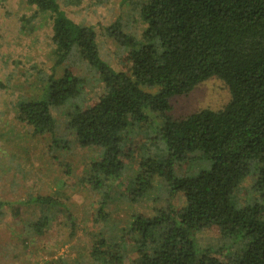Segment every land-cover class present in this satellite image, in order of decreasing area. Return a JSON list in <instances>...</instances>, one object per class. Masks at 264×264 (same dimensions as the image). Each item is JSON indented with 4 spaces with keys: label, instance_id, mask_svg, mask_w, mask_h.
<instances>
[{
    "label": "trees",
    "instance_id": "1",
    "mask_svg": "<svg viewBox=\"0 0 264 264\" xmlns=\"http://www.w3.org/2000/svg\"><path fill=\"white\" fill-rule=\"evenodd\" d=\"M25 2L35 18L49 19L52 63L24 67L19 75L31 76L39 92L7 97L13 112L6 124L49 135L52 108L64 107L70 138L80 150H96L79 171L83 194L92 196L81 246L92 264H264V0H119L109 32L126 48L114 56L118 65L101 50L95 29L69 18L57 0ZM126 3L135 9L139 37L120 28ZM210 78L227 89L221 108L169 115L174 97ZM9 82L0 80L8 95ZM185 165L196 171H181ZM156 180L165 184L166 205L151 214L133 210ZM10 192L11 199L0 197V222L9 217L39 237L65 211L67 236L75 237L76 207L60 209L59 196ZM122 212H129L125 224ZM205 231L214 238L202 245ZM50 264L71 262L63 255Z\"/></svg>",
    "mask_w": 264,
    "mask_h": 264
},
{
    "label": "rangeland",
    "instance_id": "2",
    "mask_svg": "<svg viewBox=\"0 0 264 264\" xmlns=\"http://www.w3.org/2000/svg\"><path fill=\"white\" fill-rule=\"evenodd\" d=\"M118 1L73 0L70 3L68 0H57L59 7L69 18L95 29L101 50L108 55L110 61L117 63L116 65L118 60L114 61V56L115 58L119 56L116 52L118 49H126L119 46L115 38L109 34L110 25L118 17ZM122 9L121 30L130 36L139 37L141 26L136 22L135 9L133 10L127 3ZM33 11L34 8L27 6L25 0H0V80L10 78L9 89L14 90L13 94L9 95L0 90V133L6 131L2 135L4 140L0 142L3 150V153H0V197L11 199L10 190L17 194H30L31 198L37 194L59 196L63 204L58 207L60 209L76 207L74 218L79 223L75 229V237L67 236L70 222L67 220L68 212L64 211L44 227L43 232H46L43 236L34 237L33 230L21 231L20 224H13L9 221V217H5L0 222V242L12 244L0 247V264H50L55 257L63 255L70 260L71 264L76 263L75 260L80 264H92L86 250L81 248L87 245V237L82 230L85 221L91 217L92 196L86 192L85 195L83 194L84 188L79 182L81 177L79 171L85 168V163L96 158V150L92 148L80 150L70 138V130L64 125V107L52 108L55 126L49 135H31L26 127L21 126L7 127L9 115L12 114L13 109L11 101L5 99L11 97L12 100L15 92L22 93L25 97H31L39 92L35 83L30 82L31 76L30 79L23 81L19 74L26 71L24 67L29 65L41 62L52 63L48 45L51 35L49 19L35 18ZM80 68L83 70L82 67ZM95 87L97 84L91 81V85L87 88L91 101ZM227 100L228 92L224 84L217 78H210L190 93L174 97L171 100L169 115L172 118H179L202 107L218 109ZM4 112L8 114L5 115ZM12 152V158L2 157ZM60 163L63 167L65 166L63 163H71L72 166L69 170L61 169ZM181 171L194 172L196 167L185 165ZM250 184L251 179L247 178L240 185L239 196L242 199L244 192L249 190ZM166 190L164 182L156 180L150 194H147L141 203L135 204L132 209L151 214L156 208L166 205L168 200ZM174 203L178 206L181 201L177 199ZM130 208L128 206L125 211ZM32 212L33 216L37 213L33 210ZM122 213V216L125 214L122 219L125 224L129 218L127 216L129 212ZM59 220L63 221L61 225H67L66 228L58 224ZM11 235L18 244L14 243ZM199 238L202 245L207 244L212 241L214 234L211 231H205L199 235Z\"/></svg>",
    "mask_w": 264,
    "mask_h": 264
}]
</instances>
